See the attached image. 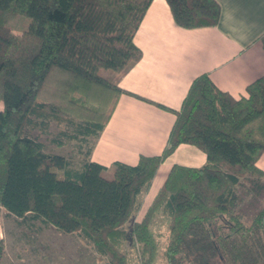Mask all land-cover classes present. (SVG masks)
<instances>
[{
  "label": "trees",
  "instance_id": "1",
  "mask_svg": "<svg viewBox=\"0 0 264 264\" xmlns=\"http://www.w3.org/2000/svg\"><path fill=\"white\" fill-rule=\"evenodd\" d=\"M152 1L0 0V207L20 224L81 235L105 264H130L121 250L127 241L136 264H157L158 257L163 264H264V204L246 221L237 191L241 179L257 178V187L264 180L256 166L264 153V75L239 98L201 75L173 112L159 155L108 168L89 159L125 93L117 78L141 58L133 38ZM165 2L179 27L218 22L215 0ZM15 16L29 20L17 42L6 25ZM259 41L264 49V33ZM51 121L78 150L93 139L77 167L28 133L46 132ZM181 144L203 148L205 164L173 165L143 217L133 221L140 197ZM159 213L167 222L162 246L152 228ZM3 252L0 240V264Z\"/></svg>",
  "mask_w": 264,
  "mask_h": 264
},
{
  "label": "crops",
  "instance_id": "2",
  "mask_svg": "<svg viewBox=\"0 0 264 264\" xmlns=\"http://www.w3.org/2000/svg\"><path fill=\"white\" fill-rule=\"evenodd\" d=\"M215 1L220 8L217 24L198 28L177 26L165 0L151 2L133 38L141 58L117 78L125 93L94 141L90 161L108 168L114 162L135 165L140 156L159 155L175 121L173 112L201 75L234 98L245 96L246 86L264 75L259 41L264 0ZM205 162L203 148L177 146L152 181L154 195L173 165L198 168ZM256 166L264 172V153ZM2 211L0 207V240L5 241Z\"/></svg>",
  "mask_w": 264,
  "mask_h": 264
},
{
  "label": "rangeland",
  "instance_id": "3",
  "mask_svg": "<svg viewBox=\"0 0 264 264\" xmlns=\"http://www.w3.org/2000/svg\"><path fill=\"white\" fill-rule=\"evenodd\" d=\"M29 20L23 16H15L6 22L9 29L8 37L11 41L17 42L21 33L25 30ZM100 74L108 80H114L115 75L111 71L101 70ZM30 136L36 137L43 143L45 151L50 154H58L69 160L73 166L77 167L85 158V152L93 139L88 140V144L78 150L77 142L74 140L65 141L59 133V127L54 122L49 123L46 132L38 128L30 129ZM58 141H65L66 144L58 146ZM257 178L241 179V184L237 186L238 196L241 199L240 210L246 221L250 220L257 209L264 204V180H259L255 186ZM262 183V184H261ZM155 187L150 186L149 191L140 197V211L137 212L133 221H140L145 214L155 195ZM146 203V205H145ZM1 214L5 241H3L4 252L1 264H105L106 259L99 257L92 251L91 246L82 240L78 234H64L57 231L52 226H43L35 222L34 226L29 227L20 224L13 217H6L5 211ZM167 222L164 214L159 213L153 219L152 228L162 246L167 236ZM127 256L130 264L137 263L134 247L130 242H124L121 248ZM157 264H163L158 257Z\"/></svg>",
  "mask_w": 264,
  "mask_h": 264
}]
</instances>
